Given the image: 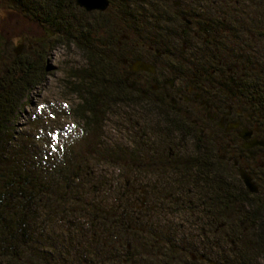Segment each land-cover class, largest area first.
Returning <instances> with one entry per match:
<instances>
[{"label": "trees", "instance_id": "trees-1", "mask_svg": "<svg viewBox=\"0 0 264 264\" xmlns=\"http://www.w3.org/2000/svg\"><path fill=\"white\" fill-rule=\"evenodd\" d=\"M70 2L76 4L75 0ZM70 2L0 0V10L36 21L50 37L63 34L68 41L74 37L88 61L82 106L87 127L97 128L100 116L114 105L139 106L138 97L146 102L144 108L153 110L156 121L162 124V142L146 141L143 128H139L142 132L137 131L133 143L136 159L145 164L137 169L136 162L104 151L100 154L105 161L137 170L141 177L154 172L158 178L159 169L165 167L166 173L162 171L158 178L164 187L179 193L188 189L194 192L187 193L188 202H163L149 216L140 218L149 224L134 228L122 223L137 219L124 213L130 201L121 202V190L127 182L120 187L108 180L86 182L92 176L84 170L87 156L70 158L63 166L46 172L44 164L8 154L4 145L6 124L16 114L20 100L44 78L39 65L46 46L29 49L27 56L17 54L0 79V264H191L189 258L197 244L208 242L195 223L209 217L219 224L225 222L217 234L225 264H264V184L258 193H251L240 174L221 160V153L213 148L205 131L180 120L175 111L164 120L161 109L133 84L122 62L135 46L148 43L151 36L143 35L146 30L175 41L179 20L148 15L169 11L166 6L150 4L149 10L139 2H116L115 16L99 12V19L83 22L72 14ZM92 13L84 10L86 17ZM104 15L109 17L102 19ZM131 21L135 40L121 30ZM88 113L87 119L84 114ZM177 139L179 154L173 145ZM170 147L177 151L176 156L166 166L159 165L158 159L168 157ZM178 216L195 223L181 227L175 219Z\"/></svg>", "mask_w": 264, "mask_h": 264}, {"label": "flooded vegetation", "instance_id": "flooded-vegetation-1", "mask_svg": "<svg viewBox=\"0 0 264 264\" xmlns=\"http://www.w3.org/2000/svg\"><path fill=\"white\" fill-rule=\"evenodd\" d=\"M110 2L105 12L111 13L116 2H139L149 10L150 4H159L169 11L148 12V15L179 20L175 41L151 36L148 45L141 44L144 49L147 47L148 58L128 54L122 62L132 76L145 73L151 78L150 83L159 78L151 92L142 90L138 81L133 84L149 96L155 108L161 109L164 120L169 112L175 111L180 120L197 122L198 129L209 133L213 148L221 153V160L239 174L240 168L249 171L260 190L264 184V0ZM139 60L151 63L155 72L133 71V64ZM170 68L177 69L173 77L168 71ZM156 123L162 125L158 120ZM255 141L263 144L250 146ZM168 154L158 159L159 165L169 164L177 151L170 147ZM159 170L162 174L167 168ZM161 174H158L160 178ZM126 184L120 198L121 202L130 203L120 206H124L125 214H133L137 219L122 223L142 229L150 223L140 220L143 215L149 216L163 202H188L187 193L194 192L188 189L179 193L160 183L143 185L127 181ZM176 222L181 227L195 223L187 219ZM216 222L211 217L196 221L208 242L197 244L189 258L191 264H225V251L217 239L225 222ZM128 248L132 249V245Z\"/></svg>", "mask_w": 264, "mask_h": 264}, {"label": "rangeland", "instance_id": "rangeland-1", "mask_svg": "<svg viewBox=\"0 0 264 264\" xmlns=\"http://www.w3.org/2000/svg\"><path fill=\"white\" fill-rule=\"evenodd\" d=\"M66 1L70 2V0ZM71 12L76 19L83 22L100 17L99 12H93L94 15L86 17L84 10L75 3H71ZM114 14V11L109 13L111 16ZM107 17L109 16H101L102 19ZM134 29L131 21L130 25L125 29L122 27L121 30L131 36L130 39L135 40L136 31ZM148 34L152 37L155 35L151 30L143 32L145 37ZM63 36V34H54L50 37L44 27L36 21L10 15L7 11L0 10V79L1 72L10 63L12 66V61L17 54L27 56L29 49L35 51L43 45L47 48L39 65L44 74L42 83L20 100L16 114L6 124L4 145L8 154L18 155L25 162L33 161L41 166L44 164L45 170L43 171L46 172L63 166L70 161V158L87 156L88 160L85 161L84 170H89L92 176L88 177L86 182L92 179L97 182L108 180L118 187L127 181L143 185L147 183L162 185V180L159 181L152 172L141 177L137 170L136 173L124 165L107 162L101 156L100 153L104 151L119 153L125 156L128 161L136 162L137 168L138 165L145 164V162H140L141 159L138 161L134 155L137 151V147L133 145L137 139V131L140 130L139 128H143L144 139L149 140L150 143L158 144V142H162L160 139L162 137L160 135L161 127L156 124L153 110L143 107L146 102L144 103L142 97H138L139 100H136V102L142 103H138L139 106L132 103L131 105H114L109 108V112L100 116L97 128L87 127L86 120L82 116V106L85 101L83 75L85 69L88 68V61L82 48L75 43L74 37L71 36V41H68L67 37ZM154 37L157 39L158 36ZM103 38L106 39V36ZM158 39L162 40L161 34ZM135 47L137 48L133 46L134 52L132 50L129 52L130 55L134 54L133 56L138 58L149 57L147 47L145 49L144 47ZM176 70L175 68L168 70L171 77ZM132 79L141 83L142 90L151 92L153 83L157 84L159 78L150 83L151 78L145 73H141L132 76ZM84 115L88 119L90 114ZM191 123V126L196 127L197 122ZM140 132L142 131L140 130ZM206 134L209 135L207 132ZM179 142L180 140L177 139L173 144L177 145L175 149L178 154ZM95 153H98L99 158L94 156ZM76 162L81 163L80 160ZM113 185L112 187H116ZM175 219L179 221L186 218L178 216ZM105 264L115 263L106 262Z\"/></svg>", "mask_w": 264, "mask_h": 264}, {"label": "water", "instance_id": "water-1", "mask_svg": "<svg viewBox=\"0 0 264 264\" xmlns=\"http://www.w3.org/2000/svg\"><path fill=\"white\" fill-rule=\"evenodd\" d=\"M76 5L87 12H105L111 2L110 0H75ZM133 71H145L148 73H154L155 67L151 63L139 60L133 64ZM256 144H263V141H255L250 146ZM240 176L244 182V185L250 190L251 193H258L259 187L253 177V175L245 168H240Z\"/></svg>", "mask_w": 264, "mask_h": 264}]
</instances>
